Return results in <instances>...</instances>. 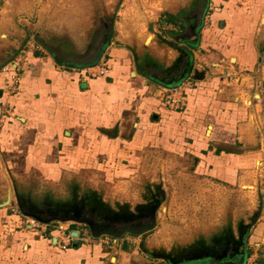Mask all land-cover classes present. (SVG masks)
Segmentation results:
<instances>
[{"label":"crops","instance_id":"crops-1","mask_svg":"<svg viewBox=\"0 0 264 264\" xmlns=\"http://www.w3.org/2000/svg\"><path fill=\"white\" fill-rule=\"evenodd\" d=\"M196 1L209 9V20L183 46L182 74L166 81L168 59L157 60L151 73L112 37L94 48L99 13L141 12L142 0H107L106 10L101 0H0V69L28 48L17 93L3 89L0 73V264H145L139 238L92 236L84 223L70 222L73 238L61 249L55 233L31 232L12 212L20 182L37 193L55 191L78 170L79 156L108 157L120 146L124 157L158 146L193 156L197 168L223 181L258 183L264 114L254 100L264 91V0ZM193 2L159 0L160 24L185 29L181 20ZM167 15L176 22L163 21ZM79 28L91 29L87 42L79 40ZM89 48L95 54L79 65ZM100 62L108 64V74L91 77L85 68ZM185 79L190 84L180 109L152 95L159 84ZM248 240L251 254L238 264H264V211Z\"/></svg>","mask_w":264,"mask_h":264},{"label":"rangeland","instance_id":"rangeland-1","mask_svg":"<svg viewBox=\"0 0 264 264\" xmlns=\"http://www.w3.org/2000/svg\"><path fill=\"white\" fill-rule=\"evenodd\" d=\"M141 6V12L101 11L94 48L100 49L104 40L112 37L115 44L131 50L137 66L156 73L153 64L168 59L169 76L161 79L171 80L173 74L179 77L184 70L183 46L199 34L201 26H206L209 9L204 12L195 0L189 13L180 19L185 29H175L173 24H160L159 0H142ZM100 8L107 9V0H101ZM121 20L122 25L115 24ZM90 34L91 29L79 28L81 42H87ZM46 40L54 42V37L49 35ZM89 51L90 48L79 56V65L95 54ZM152 95L166 106L158 91ZM79 144L81 149L86 147L85 141ZM118 148L117 154L108 157L79 156L78 170L67 173L55 191L45 188L37 193L30 188L31 183L26 182L27 188L20 182L12 204L43 218L66 219L55 220L66 224H79L78 219L90 221L95 231L155 220L153 228L140 234L125 233L140 239L138 245L146 256L145 264H167L159 256L164 253L174 258L193 254L211 257V262L198 260L189 264H238L246 253L251 254L248 239L264 211V170L255 187H247L203 172L191 155L146 146L123 157L118 155L121 147ZM257 166L262 167V162ZM84 228L90 230L88 224Z\"/></svg>","mask_w":264,"mask_h":264},{"label":"built area","instance_id":"built-area-1","mask_svg":"<svg viewBox=\"0 0 264 264\" xmlns=\"http://www.w3.org/2000/svg\"><path fill=\"white\" fill-rule=\"evenodd\" d=\"M210 17V14H207ZM28 48L24 47L16 55H14L8 62H6L0 69V73L4 76L3 89L10 94H15L19 91L21 79L24 73V69L28 63L27 59ZM74 68V67H73ZM109 66L106 62H100L96 65H91L85 68V71L91 76L96 77L100 75H106L109 72ZM190 82L189 79H185L178 84L174 85H157V90L161 95L163 103L171 109L177 110L182 108L186 104L185 91L188 88ZM258 102L263 107L264 114V91L260 90L257 98ZM12 212L21 216L25 221L27 229L34 233H41L50 231L55 233V244L61 249H67L71 241L72 234L69 225L61 221H52L45 223L39 219L24 214L17 206H12ZM107 242V240H106ZM247 264H257L256 260H249Z\"/></svg>","mask_w":264,"mask_h":264},{"label":"water","instance_id":"water-1","mask_svg":"<svg viewBox=\"0 0 264 264\" xmlns=\"http://www.w3.org/2000/svg\"><path fill=\"white\" fill-rule=\"evenodd\" d=\"M20 210L28 215V216H32L35 217L37 219H39L42 222L45 223H49L55 220H61V221H65L66 219H56V218H43L41 216H38L36 214H33L27 210H24L20 207ZM77 222L79 223H84V224H88L91 234L92 236H102V235H108V236H112V237H122L125 233L129 232L132 234H140L146 230H149L151 228L154 227L155 225V220H152L150 222L147 223H143L140 225H124V226H108L105 228H101L98 231H95V226L93 225V223H91L90 221H85L82 219H78ZM159 255V254H158ZM161 256L163 259H165L167 261V264H181L184 262H191V261H198V260H211L210 256H205L206 258L202 257L201 255H197V254H193V255H187V256H183L182 258H174L172 257L169 253H164L159 255Z\"/></svg>","mask_w":264,"mask_h":264},{"label":"trees","instance_id":"trees-1","mask_svg":"<svg viewBox=\"0 0 264 264\" xmlns=\"http://www.w3.org/2000/svg\"><path fill=\"white\" fill-rule=\"evenodd\" d=\"M176 17H174L173 15H167V18H164L163 21L165 22H170V23H175L176 22Z\"/></svg>","mask_w":264,"mask_h":264},{"label":"flooded vegetation","instance_id":"flooded-vegetation-1","mask_svg":"<svg viewBox=\"0 0 264 264\" xmlns=\"http://www.w3.org/2000/svg\"><path fill=\"white\" fill-rule=\"evenodd\" d=\"M209 262H211V260H208Z\"/></svg>","mask_w":264,"mask_h":264}]
</instances>
